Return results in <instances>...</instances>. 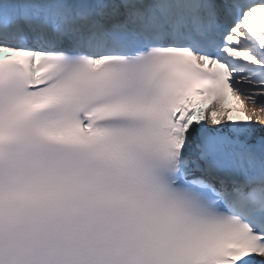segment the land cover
<instances>
[{"label":"snow or ice","instance_id":"snow-or-ice-1","mask_svg":"<svg viewBox=\"0 0 264 264\" xmlns=\"http://www.w3.org/2000/svg\"><path fill=\"white\" fill-rule=\"evenodd\" d=\"M0 264H264V0H0Z\"/></svg>","mask_w":264,"mask_h":264}]
</instances>
